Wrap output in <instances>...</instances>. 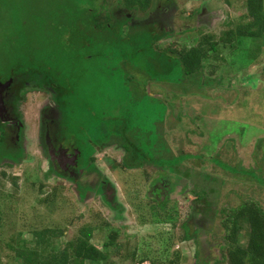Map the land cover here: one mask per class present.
<instances>
[{
    "label": "trees",
    "instance_id": "trees-1",
    "mask_svg": "<svg viewBox=\"0 0 264 264\" xmlns=\"http://www.w3.org/2000/svg\"><path fill=\"white\" fill-rule=\"evenodd\" d=\"M157 1L0 0V34L6 37L0 44V83L10 78L21 86L32 83L56 99L61 112L62 132L67 137L72 135L75 138L80 168L86 167L99 176V170L94 164L93 154L96 150L93 147L99 149L107 144L115 146L122 153L120 160L115 163L117 165L114 164L122 171H139L146 166L156 168L154 173L158 174L154 178L151 174L144 175L145 187L148 188L145 199L149 216L140 217V223H164L171 225L172 229H176L179 224L181 241L193 240L195 235V264H210V252L207 254L205 250H208V239L213 235L220 237L222 242L218 244L222 250V259H214L213 264H264V208L257 199L243 193L235 194L238 204L220 210V219L215 224L218 229L197 227L209 222L207 218L203 219L209 208L208 193H223L227 187L225 177L219 174L212 177L201 171L206 158L200 161L198 153L190 152L184 143H179L178 152H174L166 140L167 129L171 131L180 126L182 129L181 118L174 115V111H169V119L173 120H166L167 110L161 119L151 118L149 125L144 126L148 119L138 108L146 98H152L146 92L150 84L138 82L132 75L141 72L142 65L154 63L156 68L146 72L149 77H154L149 79L152 83L158 85L160 82L176 80L178 83L195 86L197 81L204 80L205 63L211 60V55L219 54L222 48L231 50L236 37H264V0H245L246 12L242 17H232L226 13L225 28L219 37L212 33H202L191 47L175 46L164 50L159 49V46L164 39L171 38V32L164 33L161 30L164 34H160L157 32L160 29L152 27L142 33L141 27L130 25L134 24V17L144 21ZM228 1L222 0L227 8L231 5ZM5 12L7 14L4 16ZM203 13L202 9L198 16ZM79 65H84V68ZM94 65L108 73V84H116L118 98L123 94L125 96L126 92L130 94L128 98L131 97V103L125 98L117 102V108H120L117 115L110 116L104 111L103 117H99L98 113H94L99 111V104L90 102L85 95L86 74ZM166 67L169 70L168 79H163L160 73L164 68L162 76L166 75ZM213 71H210V75H213ZM148 101L154 115L159 110V101L165 104L162 98ZM163 109L164 106L161 107ZM81 113L84 117H80ZM189 126L184 129L187 135L201 134V127H204H200L197 122L190 130ZM82 136L89 137V141ZM0 148H6L4 141L0 142ZM6 150L9 151V148ZM4 158L0 153V162ZM226 158L227 155L224 160L219 157L210 160L217 161L219 164L215 166L219 169L240 175L237 170L239 164L235 167L227 163ZM189 162L195 165L187 166ZM248 177H237L235 186L237 183L240 188L251 185L250 179L254 178ZM183 180H199L205 186L192 191L197 196L193 203L197 201L198 204L191 208L190 214L181 217L178 206L169 204L167 195ZM258 187L264 189V183H258ZM240 188L237 189L243 192ZM77 190L79 197L83 198L93 188L90 185H79ZM226 191L225 197L232 195L233 191ZM161 193L167 194L160 199ZM121 212L122 209L118 211L119 214ZM216 214L214 212L213 217ZM102 226L103 229L107 228V222L103 221ZM244 226L246 240L244 245H240L239 235ZM96 229L91 225L80 227L74 238L67 240L60 249H57L56 243L58 239L65 238V230L55 227L33 230L30 240L17 242L15 256L19 264H115L111 255L119 256L121 249H124L126 254L121 264L180 262L179 251L172 252L173 259H165L164 254L168 250L166 243H170L169 246L173 243L171 237L167 238L159 255L162 259L159 260L146 253L139 254L136 248L131 250L127 244L124 248L125 243H118L117 231L109 232L102 249H98L91 242Z\"/></svg>",
    "mask_w": 264,
    "mask_h": 264
},
{
    "label": "rangeland",
    "instance_id": "rangeland-1",
    "mask_svg": "<svg viewBox=\"0 0 264 264\" xmlns=\"http://www.w3.org/2000/svg\"><path fill=\"white\" fill-rule=\"evenodd\" d=\"M228 2L231 5L227 8L222 0H158L151 12L156 11L160 14L161 5L164 8L167 7L162 17L167 22L166 25L170 28L172 35L171 40L164 39L159 49L164 50L175 46L191 47L197 43L202 33H212L219 37L221 30L225 28L226 13L232 17L240 15L242 17L246 12L245 0H229ZM202 9L204 13L198 16ZM6 14L7 12L4 16ZM133 19L134 24L130 25L132 27L138 25L142 33L156 27L159 22V19L149 15L143 18L144 21L135 17ZM162 31L166 33L165 30ZM157 32L163 33L161 30ZM4 38L6 37L0 34V44L4 42ZM211 57V60L205 63L204 80L197 81L195 86L178 83L176 80L160 82L158 85L152 83L149 79L154 77H149L146 72L156 68L154 63L142 65L140 67L142 74L139 72L132 75L138 82L150 84L146 92L147 96L152 98H146L138 108L148 119L144 126L149 125L151 118L161 119L167 110L166 120H173L169 119V111H174V115L181 118L180 123H182V129L180 126L169 131L166 127L168 130L166 140L174 152H178L179 143H184L190 152L198 153L200 161L203 157L206 158L201 171L211 174L212 177H216V174L223 175L226 180V190L233 191L232 195L227 197L224 196V192L225 194L227 192L224 189L223 193L219 191L218 194L209 191L208 213L203 218H207L209 222L199 224L197 227L213 230L218 229L215 224L220 219V210L238 204L235 194L243 193L253 197L264 208V189L258 187V183H264L262 181L264 177V37H236L231 50L222 48L219 54H213ZM79 67L84 68V65ZM164 68L160 76L168 79V67H166V75L162 76ZM99 69L98 65H94L87 72L85 95L90 102L99 104V111L94 112L98 113L99 117H103L104 111H107L110 116L117 115L120 112L117 102H120V98L129 101L130 94L126 92L125 96L123 94L118 98L116 84H108V73ZM211 70H214L213 75H210ZM124 89L127 88L124 86ZM28 97L30 101L32 99L30 104L29 102L26 104V109L30 113L28 124L31 126L36 124L35 114L37 115L38 107L48 98V95L43 92H31ZM153 97L164 99L166 104L159 101L157 105L159 110L155 111L156 115L151 113L152 106L148 101L149 99L154 101ZM29 106H32V109ZM162 106H164L163 110H161ZM80 117H84L82 113ZM194 122H197L200 127L204 126L199 132L201 134L187 135L185 127L190 125L189 130L194 128ZM158 130L161 129L158 128ZM82 138L89 141V137L82 136ZM74 141L75 138L68 135V143L75 144ZM34 147V144L30 145V152L17 163L12 164L8 160L0 162V264H19L14 251L16 244L21 240H30L33 230L46 227L65 230V238L58 239L56 243L57 249H60L61 245L63 247L67 240L73 239L77 230L84 225L97 228L91 242L98 249H102L109 232L117 231L118 243H125L124 248L128 245L131 250L133 247L136 248L139 254L146 253L151 258L161 260L159 255L163 251L167 238L171 237L173 243L172 246L166 243L168 250L164 254L165 259H173L172 252L179 251L181 258L179 264H195L197 251L195 235L193 240L181 241L179 240V224L176 229H172L171 225L164 223H140V217L149 216L145 199L148 188L145 187L144 175L151 174L154 178L158 174L154 173L156 168L146 166L139 171H122L114 166L122 156L115 146L107 144L99 149L93 147V150H96L93 154L94 164L101 175L110 180L116 190L118 202L123 208V212L118 214L106 206L102 199L93 198L95 194L90 191L86 193L85 199L79 200L78 191L73 184L48 174L44 157L39 150L33 151ZM226 151L229 152L226 153ZM0 153L12 161L18 159V154L11 150L0 148ZM226 155L227 163L235 167L239 164L237 170L240 175L223 171L220 166L221 169L215 166L219 164L217 161L210 160L212 157L224 160ZM186 165L194 166L195 164ZM242 175L254 178L255 182L250 179L251 185H243L240 188L237 183L235 186L236 178ZM13 177L16 180H11ZM203 183L199 180L197 182L183 180L169 192L168 202L178 206L179 216L190 214L191 208L198 204L197 201L193 203L197 196L192 191L195 192L197 187L205 186ZM237 188L243 189V192ZM165 194L167 193H161L160 199ZM214 212L217 214L213 217ZM103 221L108 224L105 229L102 226ZM208 240H210L208 244L210 246L205 252L207 254L210 252L209 260L210 264H213L214 259H222V250L218 247V244L222 242L220 237L214 235ZM245 240L244 226L239 235L240 245H244ZM125 254L124 249H121L119 256L112 254L111 258L115 264H121Z\"/></svg>",
    "mask_w": 264,
    "mask_h": 264
},
{
    "label": "flooded vegetation",
    "instance_id": "flooded-vegetation-1",
    "mask_svg": "<svg viewBox=\"0 0 264 264\" xmlns=\"http://www.w3.org/2000/svg\"><path fill=\"white\" fill-rule=\"evenodd\" d=\"M160 8L161 18L156 11L150 12L149 16L159 19L156 26L157 29L170 32V28L166 25L167 22L162 17L167 7L164 8L161 5ZM8 80L12 81L10 86L0 93L2 101L0 109V142L4 141L6 144L5 149L9 148V151L19 154L21 152V156L17 159L19 162L30 152L29 146L34 144L33 151L39 150L44 157L48 174L73 184L76 189L79 185H90L93 188L90 192L95 194L93 198L102 199L103 203L116 213L121 209L123 212V208L116 196V190L111 185L110 180L102 176L100 172L98 176L96 173L88 171L86 167H79V151L74 143H68V137L62 132L61 112L53 97L46 91L39 90L32 83H25L24 86H21L20 83L15 84L12 78ZM31 92H43L48 95V98L42 101V104L38 107L37 115L35 114L34 117L36 124L30 126L28 124L30 122V113L26 109V104L28 102L30 104L32 101L28 97ZM31 107L29 106V108ZM75 154L76 158H74ZM4 160H8L12 164L17 163L7 158H4ZM84 197L80 198L78 195L79 200L85 199Z\"/></svg>",
    "mask_w": 264,
    "mask_h": 264
},
{
    "label": "water",
    "instance_id": "water-1",
    "mask_svg": "<svg viewBox=\"0 0 264 264\" xmlns=\"http://www.w3.org/2000/svg\"><path fill=\"white\" fill-rule=\"evenodd\" d=\"M11 80H8L7 82L5 83H0V93L5 90L6 88H8L11 84ZM2 107V101H1V98H0V109ZM74 158H76V154L74 155Z\"/></svg>",
    "mask_w": 264,
    "mask_h": 264
}]
</instances>
